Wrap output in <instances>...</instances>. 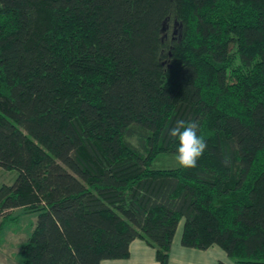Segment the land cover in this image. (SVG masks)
<instances>
[{"label":"trees","instance_id":"obj_1","mask_svg":"<svg viewBox=\"0 0 264 264\" xmlns=\"http://www.w3.org/2000/svg\"><path fill=\"white\" fill-rule=\"evenodd\" d=\"M177 120L194 169L158 166ZM0 170V231L38 214L23 264L138 239L169 264L182 221L184 247L264 264V0H0Z\"/></svg>","mask_w":264,"mask_h":264},{"label":"rangeland","instance_id":"obj_2","mask_svg":"<svg viewBox=\"0 0 264 264\" xmlns=\"http://www.w3.org/2000/svg\"><path fill=\"white\" fill-rule=\"evenodd\" d=\"M135 144L137 142L133 141ZM159 168H175L178 165L161 160ZM17 179L16 172L0 170V187L12 185ZM38 214L18 209L12 212L10 221L0 231V264H23L22 249L33 234ZM231 264H235L233 261Z\"/></svg>","mask_w":264,"mask_h":264},{"label":"crops","instance_id":"obj_3","mask_svg":"<svg viewBox=\"0 0 264 264\" xmlns=\"http://www.w3.org/2000/svg\"><path fill=\"white\" fill-rule=\"evenodd\" d=\"M184 221L181 222L174 238L169 264H231L227 253L218 246L206 251L189 249L182 245ZM128 260H107L103 264H160L157 252L143 240H135L130 246Z\"/></svg>","mask_w":264,"mask_h":264},{"label":"clouds","instance_id":"obj_4","mask_svg":"<svg viewBox=\"0 0 264 264\" xmlns=\"http://www.w3.org/2000/svg\"><path fill=\"white\" fill-rule=\"evenodd\" d=\"M167 135L179 142L174 156L177 165L183 169L196 168L207 150V141L200 134L199 123L177 120L174 127L167 129Z\"/></svg>","mask_w":264,"mask_h":264}]
</instances>
